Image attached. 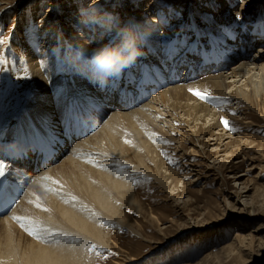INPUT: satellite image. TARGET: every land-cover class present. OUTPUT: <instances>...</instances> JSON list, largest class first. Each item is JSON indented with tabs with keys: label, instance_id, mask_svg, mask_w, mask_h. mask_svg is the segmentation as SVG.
Here are the masks:
<instances>
[{
	"label": "rangeland",
	"instance_id": "374dc122",
	"mask_svg": "<svg viewBox=\"0 0 264 264\" xmlns=\"http://www.w3.org/2000/svg\"><path fill=\"white\" fill-rule=\"evenodd\" d=\"M3 1L7 5L5 9L9 16L4 18L3 25H0V103H6L12 113H20L18 110L21 104L31 96L32 85L29 77L31 70L28 68L27 60L32 53L38 54L37 57L40 56L39 58L45 65L48 61H53L51 69L52 73L56 74L50 81L53 86L63 75V69L66 67L68 56L71 53L68 43L65 41V35L69 33V29L80 31L83 36L81 39H86L89 50L100 43H107L113 38L114 31L113 34L102 33L99 30L93 31L80 25L79 9L89 4H98L102 9L118 17L121 24L129 21L137 22L141 26L140 30L147 35L146 43L142 46V55L128 67L131 72H141L143 67L150 62L151 64H169L170 69L175 64L181 74L190 71L187 69V64L190 62L196 66L206 61L204 64L206 66L213 63L211 59H215L218 64L224 60L219 55L213 56L214 44L219 46L226 40H232L235 47L239 49L240 55L249 56L247 59L254 56L255 51L264 50V0H244L246 3H242V0H224L226 2L223 0H32L28 10L30 13L22 12L19 9L21 2L19 3L17 0H0V7L6 6L2 3ZM6 1L9 2L6 3ZM65 6H71L72 9L67 13L68 16L70 15V24L64 25L62 33L57 30L53 31L51 25L56 23L63 12L61 9ZM214 7H217L216 10ZM51 8H53V12H56L54 18L48 17ZM125 10L135 11L131 15L138 17L139 20H132V16L128 15ZM142 10L146 12L141 14ZM225 13L234 15L235 19L230 23L226 22L223 19ZM152 16L156 21H152L151 25L147 24ZM22 18L24 20L17 33L18 20ZM74 20L79 23L78 30L75 29V24L72 22ZM142 24L144 25L142 26ZM146 27L148 29H145ZM150 34L152 35L150 36ZM75 37L77 35H73L72 40ZM17 39L19 40L17 41ZM155 44L158 49V57L148 61L144 56ZM203 48L207 51H202ZM41 51L42 53H39ZM192 51L199 52L191 54ZM208 51L212 52L211 55L207 53ZM239 54L236 59L239 58ZM240 63L241 61L237 60L233 65ZM219 69L218 67L214 68L218 71L216 73H220ZM123 71H127V68ZM206 71L194 72L201 75L199 78L203 80L207 74L213 73L210 70L206 74ZM257 74V77H251L253 82L248 86L241 85L243 80V82L238 81L237 84L247 92L251 87L258 89L261 96L255 102L244 99L241 93L231 94L230 89H227L226 93L232 95L231 98L216 96L208 92L207 96L211 97L210 99L196 101L212 106L213 110L224 112L232 117V119L224 118L223 120L228 121V126L223 122L227 132L223 142H228L227 150L235 148L238 139L242 138L241 143L244 140L250 142L242 144L241 151L232 157L228 158L225 151H220L219 154L223 155L217 157L215 151L222 150L225 145L216 147L215 139L205 145L209 137L201 135L200 138H195L191 134L193 130H189L190 128L183 123L172 124L177 132H169L170 134L166 132L168 123L163 129L156 125L149 126L150 123H147L146 127H149L146 129L145 126L136 128V124H134L136 127H130L131 125L128 126L125 123L120 127V130L123 131L121 137L126 136V139L129 138L133 141L140 139V132L146 136L149 129L152 133L153 130L156 134L163 133L159 140L153 133L156 141H161L162 145L157 152L153 153L156 159L161 160L160 168L157 169L158 162L148 159L146 164L141 166L142 168L136 169L138 171L127 172V175L129 174L131 177L132 204L135 205L128 204L125 200L119 202L120 199H117L116 204L120 205V207L118 205V215L120 216H116L118 219L114 217L113 219L116 220L111 219V221L102 218L97 221L102 232L108 234V238L105 237V240H108L106 241L109 245H105L103 242L90 243L86 257L87 260H91V264H218V261L219 264H234L232 258H226L223 247L231 244L239 232H251L256 237L260 235L258 231H251L255 229L256 223L264 222V217H259L260 213H257L259 207L264 208V73ZM184 75L189 79L196 78L195 74L185 73ZM193 75L195 77H192ZM180 85L182 84L169 85L159 91ZM151 99L153 98L144 101L137 107ZM117 111H113V113H117ZM120 112H128V110H120ZM183 118H187V115H184ZM166 119L169 123L173 120L167 116ZM210 124L212 121H209ZM135 131L136 133H133ZM214 131L221 130L215 129ZM130 135L132 137H128ZM85 138L77 140L74 145ZM217 142L219 143L218 140ZM204 146V157L192 154L195 149L202 150L201 148ZM63 159L61 158L55 164L59 165ZM86 165L90 166L91 164ZM228 165L232 166L231 171H228ZM68 166V164H61L59 169L57 168L50 174L48 185L47 183L45 186L43 184L46 179L38 185L39 190L35 198L30 196L26 201L25 208L20 210L23 218L28 213V206L33 205L34 201H36L37 208H41L44 212L43 209L50 206L51 191L55 190L54 193H57L63 190H73L70 187L73 185L66 181L68 177L64 176L69 174L70 167L67 168ZM128 168L129 166H126V169ZM165 171L173 172L177 177V180L174 181V183L178 182L177 189H172V186L167 188L159 182V178H162L161 174ZM198 171L201 172L200 175L197 173ZM73 178L70 177L71 180ZM164 178L168 186L171 183V178ZM194 178H199V180L194 181ZM70 179L67 180L71 181ZM60 184H63L64 187ZM177 193L182 197L176 198L175 194ZM37 215V218L35 217L33 220L34 224L26 225L30 229H27L26 226L23 229L18 228L20 231L25 230L26 232L21 231L26 236L21 238L26 239L25 244L29 243L30 239L34 242L32 238L38 237V234L46 236L52 232L53 225L49 221L47 222V218L41 216V213H37ZM261 215L264 216V214ZM2 224L0 223L1 230L4 227ZM1 230L0 237L4 235ZM29 230L36 234L30 235ZM27 234L30 236L29 240H27L29 238ZM220 250L222 251L219 252ZM255 251L259 252V245L255 247ZM217 253L221 255L223 253L219 260L216 261L212 257L213 260H205L207 254L212 256ZM262 255L259 256L256 263L264 264V252Z\"/></svg>",
	"mask_w": 264,
	"mask_h": 264
},
{
	"label": "bare ground",
	"instance_id": "6f19581e",
	"mask_svg": "<svg viewBox=\"0 0 264 264\" xmlns=\"http://www.w3.org/2000/svg\"><path fill=\"white\" fill-rule=\"evenodd\" d=\"M17 1L19 3L21 2L19 9L22 10V12L27 11L28 13L29 5L31 4L32 0H17ZM7 2L9 1H6V3ZM2 3L5 4L4 1ZM242 3H246V2L242 0ZM5 8H7V5L0 7V14H1L0 25H3L2 20L9 16V13L6 11ZM214 8L216 10L217 7ZM71 10H72L71 6H67V7L65 6L61 9V11L63 12L60 15V17L57 19L58 23L56 21L57 24L55 23L51 25L53 31L57 30L60 33L64 32V28H65L64 25L70 24V20H69L70 15L68 16L67 13L68 11ZM49 11L50 12L48 14V17L54 18V14L56 12H53V8H51ZM125 12L128 15L132 16L131 14L135 11L131 10L128 12L127 10H125ZM145 12H146L145 10H142L141 14ZM131 19L139 20V18L136 16H132ZM223 19L226 22L230 23L232 20L235 19V17L234 15L225 13ZM23 20L24 19L22 18L21 20H18V24L16 23L17 33L18 31H20V26ZM152 21L153 22L156 21L154 16H152V19L149 22H147V24L151 25ZM72 22H74L73 24H75V29L78 30L79 28L78 21L74 20ZM143 25L144 24H142V26ZM139 27L141 26L139 25ZM145 29L148 28L146 27ZM207 29L209 28L207 27ZM51 34H53V32H51ZM73 35H77V37H75L72 40ZM151 35L152 34H150V36ZM81 38H83V36L81 35L80 31H74L72 29H69V33L65 35V41L68 43V47L71 53L80 48L88 49L86 39L82 40ZM18 40L19 39H17V41ZM202 43L205 44V42ZM214 46L215 49L213 50L212 53L213 56L215 57L219 55L220 58L224 61H220L217 64V66L215 65L201 66V64H198L196 66H191V70L185 73L195 74L196 75L195 79L188 78V80L185 82L182 79L181 80L182 85L167 87L166 89L159 91L156 95L152 97L153 99L141 105L140 107H137L136 109L133 108L131 109V111L128 110V112L117 111V113L115 112L112 113L111 115L108 116V118H105L104 124H102L100 128L96 132H94L91 136L89 137L87 136V138L77 142L75 145L74 144L71 145L72 148H70V153L69 150L66 151L69 154L67 156L64 155L62 157L64 159L61 161L59 165L57 164L50 165L47 168H44L36 177H34V179L28 185L27 190L24 193V196L16 204L15 208L9 214V216L0 218V223L5 224V225L2 224L4 227L2 230L0 229L1 232L4 234V235L2 234L3 235L2 237H0V264H91L90 262L91 260H87L86 257V253L88 252V248H89L88 246L91 245L90 243L103 242L105 245H109L107 242L108 240L107 239H106L107 241L105 240V237H107L108 234H105L106 232L105 233L102 232L101 230L102 228H100V226L97 225V221L102 218H107L108 220L118 219L116 217L119 212L118 209L119 204H116L117 199L118 200L120 199L119 202L125 200L128 204H132L133 192L130 187L131 177L129 176V174L127 175V172L130 173V172L138 171L139 168H142L141 167L142 165L146 164L148 159L153 160L154 162H158L157 169L160 168L159 164L161 163V160L156 159L153 156L154 155L153 153L157 152V150L162 147L161 141H156V138L159 140V138L162 137L161 134L163 133L160 132L159 134L158 133L156 134V132L153 130V133L156 134L157 136L155 138V135L152 132H150L149 129L147 130L149 132L147 133L145 132L147 134L146 135L147 137L144 136L142 132L140 133L138 132L140 135V139L133 141L128 138V137H132L131 136L132 132L131 135L127 137L128 139L125 138L126 136H123L124 138L121 137L123 131L120 130V127H122L124 123L127 124L128 126L131 125L130 127H133L135 126L134 124H136L137 125V127L135 126L136 128H139L140 126L143 127L145 126L144 127L145 129L152 125H156L160 127V129L161 128L163 129L164 126L167 125L166 123H168V128H166L167 133L177 132L175 130V127H172V124H175V122L183 123L186 127L190 128L189 130H193L191 134H193L195 138H200L201 135L208 136L209 138H207V143L205 145L210 144L209 143L210 140L213 139H215L216 147L220 145H225V147L222 150H218V149L216 150L215 148L216 150L215 153L217 157L223 155V154H219L220 151H225V154H228L227 155L228 158L232 157L233 155H236L241 151L242 144L244 145L250 143L249 141L247 142L246 140H244L243 143H241L242 141L241 138L238 139V144L235 146V148H232L231 150H227L228 142L227 143L223 142V138L225 134H227V132L224 129L225 126L223 124V120L224 118L232 119V117L224 112H219L218 110L216 111L215 109L214 111L212 106L210 107L202 102H196L199 101V99L201 98L198 97L197 95H194L193 92L190 91V89H198L200 90L201 93L204 94H208L209 92L216 96H224L226 98H231L232 95H227L228 93H226V90L230 89L231 94L238 95L239 93H241L244 99H247L249 102L252 101L255 102L258 99V97L261 96L258 93L259 90L255 89V87L254 88L251 87L250 91L247 92L243 89V87L248 86L249 83L253 82V78L251 77L253 76L257 77L256 76L258 75L257 73L260 74V72L264 73V50L259 49V51L258 50L255 51L254 56H251V58L247 59L249 56L247 57L243 56L245 54L240 55L238 52L239 49L235 47L236 45L234 42H232V40H226L225 43L219 46L217 44H214ZM149 51L150 52H147V54L150 56V59L152 58L154 60L156 59V57H158L157 56L158 49L156 47V44L153 47H151V50ZM39 53H42V51ZM238 54H239L238 56L239 58L236 59ZM37 56L38 54L36 55V53H32V55H30L29 59L27 60L28 68L31 70V73H29V77H30V83L32 85V93L30 97H27V101L22 103L21 106L22 110L21 109L19 110L22 112L28 111L30 113H34L37 111L38 113L48 114L49 116L53 117L54 115H56V112L60 110L62 104L61 96L59 95L66 90L68 93H72V92L79 93V94H73L72 96L82 97L85 91L88 89L87 84L90 83L91 79L87 75L83 74L82 71L77 69V67L72 63L69 55L63 76L60 78L58 82L54 84V86H51L50 81H52L53 78L56 76V74L52 73L53 70L51 69V67L53 66V61L50 60L48 61L47 65H45L42 62V60L39 58L40 56L39 57ZM49 56L51 55L49 54ZM144 57L146 58V56ZM237 60L241 61V63L239 65L237 64L233 65L234 61ZM155 66L157 68L155 71L159 73V75H161L162 73V71L160 70L161 65L155 64ZM202 67H207L205 68V70L207 71L211 70L213 72L207 74L206 71L207 75L206 77H204L203 80L202 78L201 79L199 78L201 75H198L197 73V72L202 73L200 72V68ZM215 67L220 68L219 69L220 73H216L217 70H214ZM185 73H182L183 76L181 77H185L184 75ZM192 77L195 76L193 75ZM240 80L244 81V82L242 81L243 83L241 84L243 87H241V85L239 86L237 85L238 81ZM1 104H4L3 107L5 109H8L6 103H0V105ZM184 115H187V118H183ZM166 116L173 119L172 122L169 123V121H167L166 119ZM54 119L55 118H53L52 120V126L56 125L55 124L56 120ZM209 121H212V124L209 125ZM147 123H150L148 127H146L148 125ZM215 129L221 131L215 132L214 131ZM119 131L122 132L120 133ZM124 132L126 131L124 130ZM133 133H136V131ZM124 134L129 135L126 133ZM212 136L215 137L211 138ZM1 137L2 136L0 135V139ZM135 139H137V137H135ZM217 140L219 141V143L217 142ZM3 148H4V143L2 142V140H0V158H1V150ZM201 149L202 150L195 149L192 154L198 157H204L203 155L205 151V146ZM8 155L13 156L14 155L13 151L8 152ZM132 160L133 161L136 160L135 162L137 163L133 162ZM223 160L225 161V159ZM88 163L89 165L91 164L92 167L91 165L90 166L86 165ZM61 164L62 165L68 164L69 166L67 168L70 167L69 168L70 170H68L69 174L67 173L68 175L65 174L64 176L68 177L66 178V181L70 182L73 185V186L70 185V187H72L73 190L71 191L63 190L58 192L56 191L57 193H54L55 190L51 191V196L49 198L50 206L44 208L43 209L44 212L42 211L41 208H37L36 201H34L33 205L31 204L28 206L27 208L28 213H26L25 215L26 217L23 218V216H21L20 210L25 208L26 201H28L30 196H33L35 198L36 193L39 190L38 185L41 184L42 181L46 179L43 182V184L44 186L45 183H47L48 185V178H51L50 174L53 171L57 170V168ZM195 165L198 166L200 164H195ZM126 166H129V168L126 169ZM231 167L232 166L229 165L227 166L228 171H231ZM197 173L200 175L201 172L198 171ZM161 176L162 178H159L160 183H162L167 188L168 187L171 188L172 186V189L174 190L177 189L176 187L178 182L174 183V181L177 180V177L173 174V172L165 171L163 174H161ZM70 177L72 178L74 177L73 180H71ZM164 177L171 178V183L173 182V184L171 185V183H169V185L167 186L166 179ZM67 179H70L72 182L68 181ZM196 180H199V178H194V181ZM49 182L51 184V181ZM54 182L56 183V181ZM244 186L246 187V185ZM175 196L176 198L182 197V195H180L179 193L175 194ZM184 202L186 203V201ZM121 204L123 205L124 203ZM132 205L135 204L133 203ZM37 213H41V216H45L47 218V222L49 221L53 225L52 232L50 233L51 235L47 234L46 236H43L38 234L39 235L38 237L32 238L34 239L33 242L30 239L29 234H27L29 237L27 238V240L30 239L29 240L30 242L29 243L27 242V244H25L26 239L25 238L21 239L22 237L25 236L22 233L25 232V230L23 231L21 230L22 231L21 232L18 228L23 229L24 226L26 225L34 224L33 220L35 217L37 218L38 216ZM257 213H260L258 215L259 217H264L263 215H261L264 214V208L262 209L261 207H259V211ZM14 217H20L21 219L17 220L14 219ZM114 217L116 219H113ZM239 219L241 220V218ZM256 224L257 225L255 226V229L251 231H258V233H260L258 237H256V235L251 234V232H246V233L239 232L236 234V238L231 244L223 247V252L226 254V258H232L234 264H255L259 260V256L262 255V252H264V222L256 223ZM223 225L226 224L223 223ZM26 228L30 229L27 226ZM16 230H18L20 233L15 232ZM258 245H259V252L256 253L255 247H257ZM221 251L222 250H220L219 252ZM222 255L219 253L215 255L213 254L212 256L207 254L205 260L208 259L209 261L210 259L214 258V260L217 261L220 259V256Z\"/></svg>",
	"mask_w": 264,
	"mask_h": 264
},
{
	"label": "clouds",
	"instance_id": "9594fccd",
	"mask_svg": "<svg viewBox=\"0 0 264 264\" xmlns=\"http://www.w3.org/2000/svg\"><path fill=\"white\" fill-rule=\"evenodd\" d=\"M79 23L93 31H115V35L107 43H100L91 50L80 48L70 54L77 69L94 82L104 85L110 78L119 76L142 55L147 35L140 30L137 22L121 24L118 17L98 4H89L79 9Z\"/></svg>",
	"mask_w": 264,
	"mask_h": 264
},
{
	"label": "snow or ice",
	"instance_id": "6c2138e0",
	"mask_svg": "<svg viewBox=\"0 0 264 264\" xmlns=\"http://www.w3.org/2000/svg\"><path fill=\"white\" fill-rule=\"evenodd\" d=\"M190 91H192L194 95L199 96L201 99H210L211 98V97L207 96V94L201 93L200 90H198V89H190ZM233 115H235V113H233ZM223 122L225 123L226 126H228V121H223ZM2 174H3V170L0 169V175H2ZM14 219L19 220L21 218L20 217H14ZM29 234L34 235L35 233L33 231L29 230Z\"/></svg>",
	"mask_w": 264,
	"mask_h": 264
}]
</instances>
